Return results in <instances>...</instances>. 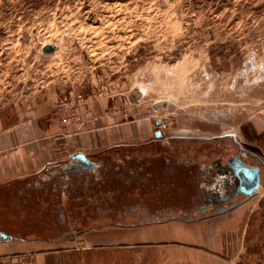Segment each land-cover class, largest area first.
I'll list each match as a JSON object with an SVG mask.
<instances>
[{
	"label": "rangeland",
	"instance_id": "374dc122",
	"mask_svg": "<svg viewBox=\"0 0 264 264\" xmlns=\"http://www.w3.org/2000/svg\"><path fill=\"white\" fill-rule=\"evenodd\" d=\"M47 46L56 51L46 54ZM137 90L144 94L135 99ZM160 101L169 102L157 106ZM76 104L78 114L97 121L65 127ZM29 121L37 123L38 136L95 137L102 146L112 134L129 140L164 125L173 135L231 131L264 166V0H0V131ZM203 146L164 150L187 160L185 170L194 173L210 160L200 158ZM164 150L145 153L158 155L155 165ZM131 153L115 149L91 159L123 154L124 172ZM131 192L126 181L102 194L86 181L70 198L84 194L88 212L69 216L61 204L49 225L17 228L24 236L12 240L21 251L9 254L17 261L10 264H264V175L260 190L240 197L230 212L186 225L200 236L196 244L183 234L163 244L121 242L136 241L149 211L158 212L151 220L167 207L173 212L163 216H190L201 199L195 192L186 205L175 202L181 192L173 190L171 200L162 187L143 189L141 198ZM38 239L53 243L22 249ZM43 252L55 254L40 257Z\"/></svg>",
	"mask_w": 264,
	"mask_h": 264
},
{
	"label": "crops",
	"instance_id": "0c3cea01",
	"mask_svg": "<svg viewBox=\"0 0 264 264\" xmlns=\"http://www.w3.org/2000/svg\"><path fill=\"white\" fill-rule=\"evenodd\" d=\"M28 123L17 125L15 130L12 128L9 132H6L8 128L6 131H0V233L6 234L10 239L2 244L3 246L1 245L0 257L21 251L19 250L20 243L15 246L17 241H12L24 236L19 235L22 232L18 233L17 228L25 231H36L37 228L49 225L52 223L49 220L52 219L54 208L57 205L59 216L62 207L69 210V216L79 217L88 212L86 208L88 198L84 194L70 198V191L76 187H83L86 181L91 182L94 190L101 194L112 193L114 184H122L126 181L128 190L132 189L131 196L135 198H141L143 189L162 187L169 190L171 200H173V190L181 192V196L175 198L174 201L180 199L179 202L185 205L190 199L191 193L198 192L201 195L198 208L195 210L196 213L190 216L188 214L163 216L167 212H173L167 207L161 210L159 220H151L150 218L156 216L158 212L149 211L148 221L143 225H137L140 229L138 232L140 235L135 238L136 241H133V237L128 238V236L120 239L121 242L127 239V243L132 245L179 241L178 234L185 236L186 243L196 244L198 243L197 237L200 236H197L195 231L186 225L197 224L199 218L201 220L214 218L231 210L232 205L230 206V203L223 204L219 208L221 210L204 207L207 188L204 181L203 166L198 172H188L189 170H185L187 160L181 161L175 153L166 154L164 150L166 146L172 149L185 150L187 147H194L199 143L206 145L209 140H200L180 134L158 138L154 136V133L151 136L140 135L139 137L133 136L129 140H118L112 134L113 136L109 137V143L107 139L102 146V139L95 137L60 140L58 138L48 139L46 138L48 136H38L37 123L33 124L32 121ZM30 131H35L36 134L30 135ZM149 131L151 132L150 129ZM40 132L46 133L48 131L40 130ZM144 134L147 133L144 132ZM207 134L215 136L210 131H207ZM125 148L131 149L132 152L127 159L128 162L131 158V164H133L131 170L127 169L123 172L117 169L116 164L121 166L120 160L125 158L123 154H118L115 158L109 157L102 163L91 159L93 154H105L115 149L125 150ZM154 148L165 152L162 161L155 165L153 161H155L154 158H159L158 155L156 153L146 155L145 153L146 150H153ZM139 155H143L144 158H140ZM200 158L207 157L201 156ZM78 159H87L92 162L93 166L82 167ZM161 167L162 171L159 172ZM102 170L104 172L100 173ZM160 173H163V176L162 180L158 181L161 177ZM82 177L85 178V181L81 180ZM152 202L154 208H160L157 205L158 196ZM61 204H63L62 207ZM97 207L100 210V207ZM22 218L26 222H22ZM111 225L124 226L115 223ZM132 226L133 223L125 225L124 229L133 230ZM81 232L84 234L82 230L74 234L80 236ZM151 235L154 236L152 241ZM74 240L73 237L69 241ZM33 242L34 246L24 244L27 246L22 247V249L31 247L34 249L37 245L53 243V241L45 239H38ZM54 254L55 252H50V254L43 252L39 256Z\"/></svg>",
	"mask_w": 264,
	"mask_h": 264
},
{
	"label": "flooded vegetation",
	"instance_id": "af4514ba",
	"mask_svg": "<svg viewBox=\"0 0 264 264\" xmlns=\"http://www.w3.org/2000/svg\"><path fill=\"white\" fill-rule=\"evenodd\" d=\"M164 105L166 104H162L160 106ZM157 124L161 128L163 123ZM168 129L169 128L164 125L163 129H159V131L154 132V136L158 138L164 136H174L171 129L169 132L167 131ZM179 134L188 137H195L200 140H209V143L206 144V146H209L210 148L205 145L202 147L205 156L210 158V160L204 164L202 168L207 188L204 199V207L221 210L219 208L222 207L223 204L230 203L231 206L235 204L240 197H246L244 193L237 194L236 185L233 184L231 179V171L233 169H239V166L237 165V162L239 161L238 159H242L248 167L260 170V188L263 185L264 166L261 163V158L252 153V151L246 149L245 146H243L236 138L234 132H224L220 136H212L207 133L202 134L200 131H198V134H192L190 131H181L177 135ZM79 161L82 167L89 168L93 166V164H91L92 162L87 159H81ZM252 161L255 162L252 163ZM189 163L192 164L193 160H190ZM130 164L131 158L127 162L128 170H131ZM116 167L118 170H121L119 164H116ZM68 234L69 233L61 235L57 239L67 236Z\"/></svg>",
	"mask_w": 264,
	"mask_h": 264
},
{
	"label": "water",
	"instance_id": "95a60500",
	"mask_svg": "<svg viewBox=\"0 0 264 264\" xmlns=\"http://www.w3.org/2000/svg\"><path fill=\"white\" fill-rule=\"evenodd\" d=\"M56 51V47L47 46L44 50L46 54H53ZM136 95L142 97L141 91H134L132 96L137 99ZM162 104H168V102L160 101L157 102V106ZM161 124V122H159ZM237 165L239 169H233L231 171V179L233 184L236 185L237 194L244 193L246 196H251L260 190L261 173L259 169H253L248 167L242 159H238ZM10 240L6 234L0 233V241L6 242Z\"/></svg>",
	"mask_w": 264,
	"mask_h": 264
},
{
	"label": "built area",
	"instance_id": "2783aa9c",
	"mask_svg": "<svg viewBox=\"0 0 264 264\" xmlns=\"http://www.w3.org/2000/svg\"><path fill=\"white\" fill-rule=\"evenodd\" d=\"M82 105L81 104H76L75 107L73 108L74 111L72 112V118H74V121L72 122H69L65 124V127H68V126H75V127H79L78 126V123H80L81 121L86 124V125H89L91 123H94L96 122V118H97V115L95 116H89L87 114H83V113H80L78 114L76 112V110H80V109H77V108H80ZM82 124V125H84ZM3 244L2 241H0V246ZM11 262H17L16 260H13V257L10 256V255H7V256H3V257H0V264H10Z\"/></svg>",
	"mask_w": 264,
	"mask_h": 264
},
{
	"label": "bare ground",
	"instance_id": "6f19581e",
	"mask_svg": "<svg viewBox=\"0 0 264 264\" xmlns=\"http://www.w3.org/2000/svg\"><path fill=\"white\" fill-rule=\"evenodd\" d=\"M140 91H141L142 94H144L143 90H140ZM166 102H169V101H166ZM6 242H8V241H6ZM4 243H5V242H3V244H4Z\"/></svg>",
	"mask_w": 264,
	"mask_h": 264
}]
</instances>
